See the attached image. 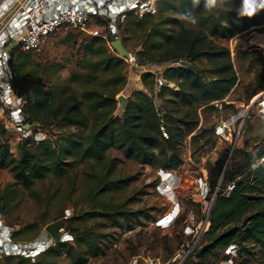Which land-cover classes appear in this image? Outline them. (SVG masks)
I'll use <instances>...</instances> for the list:
<instances>
[{
	"label": "trees",
	"instance_id": "trees-1",
	"mask_svg": "<svg viewBox=\"0 0 264 264\" xmlns=\"http://www.w3.org/2000/svg\"><path fill=\"white\" fill-rule=\"evenodd\" d=\"M240 3L249 9V4L257 8L264 0H223L220 11L217 5L205 9L204 0L195 7L193 0H158L156 13L128 12L125 27L120 23L119 37L135 53L136 67H146L137 69L142 86L128 93L126 105L118 95L127 85L129 64L103 37L82 40V63L65 79H46L40 71L28 68L31 54L17 57L13 52L12 85L27 100L28 122L35 129L56 126L57 132L39 142H20L17 156L2 137L6 127L0 120V168L9 169L14 184L29 190L50 176L69 177L73 182L66 191L68 198L77 197L86 205L78 216L66 217L64 227L71 238L48 246L35 257L25 256L27 264H87L91 257L106 253L102 245L111 234L80 227L74 221L85 223L103 217L117 226L133 215L140 216V212L127 210L122 200L135 178L115 176L120 160L110 155L111 150L157 169L178 170L185 163L181 146L190 136L196 148L216 145L215 126L199 128V109L215 107L213 104L225 99L238 81L230 48L216 38H230L260 22L259 14L241 12ZM186 11L197 17L195 25L180 19ZM183 60L189 65H182ZM206 61L210 68L202 66ZM150 65H164V69L158 74ZM207 71L212 76L206 78ZM158 78L169 84L158 86ZM254 157L264 158V143L257 152L228 146L209 157L210 226L194 255L203 245H211L198 258L200 264H217L212 263L215 255L220 261L227 259L229 255L221 256L220 251L232 245L237 248V261L246 243L258 247L264 263V164L252 169ZM230 183L235 187L226 195ZM58 191L49 202L63 198L64 193L56 195ZM30 226L14 229L11 238L19 243L21 232L28 233ZM184 242L179 240L176 248ZM63 257L69 262L62 261Z\"/></svg>",
	"mask_w": 264,
	"mask_h": 264
},
{
	"label": "rangeland",
	"instance_id": "rangeland-1",
	"mask_svg": "<svg viewBox=\"0 0 264 264\" xmlns=\"http://www.w3.org/2000/svg\"><path fill=\"white\" fill-rule=\"evenodd\" d=\"M223 8V0H218L217 9L220 11ZM238 8L241 12L250 13V9L243 3H240ZM251 14H259V24H254L230 38H216L219 43L230 48L238 81L227 95L230 102L226 103L222 109L215 104H213L215 107L199 109V128L216 126L222 119L240 110H248L245 120H240L236 125V130L240 127L241 131L235 147H245L247 151L257 152L264 143V118L260 117L258 112V99L264 93V7L255 8ZM125 25L126 18L123 27ZM70 32L71 30H64L51 35L48 44L40 52L17 51L18 55H16L19 57L25 53L31 54L32 60L28 64L30 69L40 71L50 81L68 78L71 70L77 68L79 62L82 63V40L92 36L77 31ZM138 49L141 48L138 47ZM17 57L16 61H19ZM204 65L207 68L211 67L208 61L202 62V66ZM136 66L138 64L127 67V85L119 95L127 96L133 88L142 86L141 76ZM150 67L158 74L164 69V65H150ZM208 76H212V73L207 71L205 77L208 78ZM156 99L157 104H161V100ZM121 105L122 103L119 105V112ZM43 128L47 137H55L56 126H43ZM5 129L2 137L10 144L11 151L18 156L21 144L17 141L15 132ZM216 138L215 146L209 143L202 149L195 147L192 136L185 140L181 146L185 163L177 171L176 185L172 181L175 173L171 170L160 173L159 169L151 165L125 158L120 150H111L110 155L120 160L115 176H134L135 178L128 190L123 193L122 200L127 210L140 212V216L133 215V219L122 220L117 226H113L103 217H97L85 223H80V220L74 221V224L80 227L90 226L97 231L111 234L102 245L106 253L91 257L87 264H200L198 257L194 254L201 246L202 235L210 226V222L206 226V217L207 208L212 205L213 198L209 197V193L206 200L201 196L199 177L200 175L208 176L207 164L212 153L216 149L233 146L234 142L231 139ZM213 146L214 148H211ZM163 175L167 181L162 180ZM179 177L180 183H178ZM72 182L73 179L69 177L55 179L50 176L38 181L34 188L29 190L14 184V178L9 169L0 168V237L3 231L10 234L14 229L18 230L31 224L29 232L24 231L20 235L23 237L20 242L24 246L34 242L33 240L47 242V247L55 244L46 226L62 217L78 216L81 210L86 208V205L77 197L68 198L66 191L67 188H71ZM167 183L171 186L167 187ZM57 188L59 191L56 195L64 193L63 198H54L52 202H49L48 199ZM13 189L16 191L13 193V198L9 200L7 196ZM79 191H82V187ZM78 192L74 196H77ZM129 198L131 201H127ZM37 232L39 235L34 239L33 236ZM3 235L7 234L3 233ZM69 235L64 227L62 239H70ZM179 240L185 242L177 249ZM29 246L31 245L27 248ZM226 251H220L221 256L226 254ZM24 258L26 257L0 252V264H27ZM212 258V263H216L221 257L215 255ZM61 260L69 262L65 257ZM235 264L264 263L258 247L252 243H246L244 251Z\"/></svg>",
	"mask_w": 264,
	"mask_h": 264
},
{
	"label": "built area",
	"instance_id": "built-area-1",
	"mask_svg": "<svg viewBox=\"0 0 264 264\" xmlns=\"http://www.w3.org/2000/svg\"><path fill=\"white\" fill-rule=\"evenodd\" d=\"M158 0H0V120L5 127L16 134V139L22 142L33 139L37 142L46 139V133L38 127L35 129L26 115V98L18 94L12 85L13 70L10 61L13 52H40L51 35L64 30L77 29L92 36H100L111 42L119 37L120 23H123L127 13L135 11L139 15L157 12ZM126 62L133 66L137 58L132 52ZM169 84L164 78H158V86ZM226 97L214 104L222 109L229 103ZM259 116L264 118V93L258 99ZM248 116V110H240L228 118L222 119L215 126V135L220 139L234 140L232 148L240 137L241 128L236 130L237 123ZM160 173L163 171L159 169ZM162 180L167 181L165 175ZM167 187L171 184L167 183ZM200 194L206 200L210 191L208 176L199 178ZM235 184L230 183L224 193L229 195ZM212 204V203H211ZM207 208L206 221L210 209ZM206 223V224H207ZM6 233L7 235H3ZM0 237V252L8 255H24L35 257L47 248L48 243L34 241L27 248L21 242L11 238V234L3 231ZM53 240V238H52ZM63 240V239H62ZM26 243V242H25ZM229 257L217 264H234L238 256L236 246L227 249Z\"/></svg>",
	"mask_w": 264,
	"mask_h": 264
},
{
	"label": "water",
	"instance_id": "water-1",
	"mask_svg": "<svg viewBox=\"0 0 264 264\" xmlns=\"http://www.w3.org/2000/svg\"><path fill=\"white\" fill-rule=\"evenodd\" d=\"M111 48L115 50L121 57L123 58H130L133 53L129 50V48L124 44L123 40L118 37L112 40L111 42ZM182 65H189V62L186 60H183L181 62ZM146 66H139L138 68L140 69H145ZM119 100H122L124 105L127 104L126 101V95L125 94H120L118 96ZM65 220L66 217L61 218L59 220H56L54 222L49 223L46 226L47 232L51 235L55 243H58L62 240V230L64 229L65 226ZM211 245V243H207L203 245L200 250L196 253V257H201L202 254L208 249V247Z\"/></svg>",
	"mask_w": 264,
	"mask_h": 264
},
{
	"label": "clouds",
	"instance_id": "clouds-1",
	"mask_svg": "<svg viewBox=\"0 0 264 264\" xmlns=\"http://www.w3.org/2000/svg\"><path fill=\"white\" fill-rule=\"evenodd\" d=\"M255 3V0H253ZM200 4V0H193V6H198ZM217 5V0H204V8L207 10H212ZM260 7H264V3L259 5ZM250 14L251 11H254L255 8L253 4H249ZM180 19H182L186 24L195 25L197 21V17L194 15L192 11H186L181 14ZM260 164H264V158L257 160L255 157L253 158V163L251 164L252 169H256Z\"/></svg>",
	"mask_w": 264,
	"mask_h": 264
},
{
	"label": "crops",
	"instance_id": "crops-1",
	"mask_svg": "<svg viewBox=\"0 0 264 264\" xmlns=\"http://www.w3.org/2000/svg\"><path fill=\"white\" fill-rule=\"evenodd\" d=\"M69 30H71L70 33H74V32H72V31H77V32H80V33H83V34L85 33V32H82V31H80V30H77V29H69ZM85 34H86V33H85ZM87 34H88V33H87ZM48 42H49V40H48ZM47 44H48V43H47ZM33 53H34V52H33ZM30 61H31V60H30ZM28 68L30 69L29 65H28ZM182 167H183V166H182ZM182 167H181V168H182ZM181 168H180V169H181ZM180 169H178V170H171L172 172H174V173L176 174V175L174 174V177H173V175H172V177H173V178H172V181H173V183H174L175 185H176V183H177L176 178H178V176H177V171H179ZM163 171H164V170H163ZM164 172H165V171H164ZM207 172H208V169H207ZM201 176H202V175H200V177H201ZM203 176L206 177V175H203ZM200 177H199V178H200ZM178 183H180V177H179V181H178ZM208 223H209V221H208ZM208 223H207V224H208ZM207 224H206V226H207ZM10 234H11V232H10Z\"/></svg>",
	"mask_w": 264,
	"mask_h": 264
}]
</instances>
